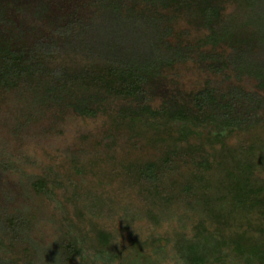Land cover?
<instances>
[{"label": "trees", "instance_id": "obj_1", "mask_svg": "<svg viewBox=\"0 0 264 264\" xmlns=\"http://www.w3.org/2000/svg\"><path fill=\"white\" fill-rule=\"evenodd\" d=\"M187 65L206 76L201 87L183 89L179 69ZM4 107L17 130L68 113L103 118L107 169L97 165V156L82 165L73 161L79 176L96 172L91 188L28 179L13 191L0 177V223L10 233V247H17L0 255L2 264H31L29 244L48 240L35 227L46 223L76 230L55 243L60 264H116L154 252L163 264H180L166 250L169 233L158 230L174 220L173 230L184 231L196 196L219 233L236 224L223 217L226 200L232 212L255 221L247 219L238 225L240 235L229 241L222 236L213 249L231 248L264 263V242L251 245L245 236L264 238V0H0ZM118 146L124 154L112 155ZM221 171L224 185L214 181ZM170 173L172 196L163 186ZM103 181L111 193L99 192ZM113 184L132 197L118 210ZM19 185L42 217L20 216ZM149 196L157 198L156 208ZM117 213L118 232L97 223ZM137 220L156 232L140 241L131 234ZM208 229L202 221L194 226L201 235ZM125 234L128 243L120 246ZM204 248L184 247L183 264L222 263ZM134 249L138 254L129 252Z\"/></svg>", "mask_w": 264, "mask_h": 264}, {"label": "rangeland", "instance_id": "obj_2", "mask_svg": "<svg viewBox=\"0 0 264 264\" xmlns=\"http://www.w3.org/2000/svg\"><path fill=\"white\" fill-rule=\"evenodd\" d=\"M179 74H181L180 82L184 90L197 89L201 87L206 76L196 69L190 66H184L179 69ZM247 87L251 88V83H246ZM5 109L0 110V177L1 182L5 187L11 188L13 191L16 189L20 181H25L30 179L32 182H36L38 179H44L52 185V183L62 184L63 187H67L70 183L80 182L84 187H90L93 183L97 181V177L90 172L79 176L74 170V160H77L78 165H82L85 162L90 163V159L96 158L100 159L97 163L101 168L107 169L104 165L105 159V145L107 141L105 140L106 124L105 120L101 117L96 119H87L78 117L72 113L64 115L60 120H43L42 123L31 126L23 130H17L15 123L13 121L10 111ZM115 151L112 155H122L124 150L122 148L115 147ZM103 159V160H101ZM96 161V159L94 160ZM98 161V160H97ZM92 163V162H91ZM10 164L5 170L4 166ZM103 168V169H104ZM109 168V167H108ZM175 174H168L164 180V188L166 192L170 195H176V189L170 188L171 183L174 181ZM225 172L221 171L215 175V182L222 185L225 183ZM108 182H102V188L99 192L105 193L112 192V185H107ZM114 186V184H113ZM113 192V197L116 202L117 210L118 208L126 205L132 197L129 198L127 192L115 189ZM18 189V213L20 216H26L34 213L37 217L43 216V210L33 203H29L25 200V194L22 190V186L19 185ZM103 190V191H102ZM63 189H56V193L61 195ZM109 194V193H108ZM197 195H200V191H196ZM31 195L37 201V199H43L45 207L48 211H52L54 205L49 202L45 197L31 191ZM149 203L157 206L159 203L157 198L147 197ZM194 205V212L192 214L193 221L187 223V227L184 231H174L176 227V222L173 220L171 222L164 223L158 230V233L164 234L169 233L168 241L169 244L166 250L169 251L171 258L183 264L185 261V251L184 247L190 244H197L199 246H204L205 250L210 252V258H218L222 261L221 264H261L255 258L250 256L248 253H243L242 255H237L231 250V248H220L213 249V244L216 241L221 240V237H225L228 241L236 238V235H240L242 230H239L238 225H245V221L250 219L251 224L255 221L246 214V212H232L229 201L226 200L220 206L222 213H224V218L235 219L236 224L230 231L225 230L224 232H218V225L212 223L211 218L205 214L203 206L199 199H191ZM169 209V210H168ZM172 207L167 208L171 211ZM116 211V210H115ZM59 218H64L65 214L59 212ZM119 213L111 215V217H106L104 219H99L97 223L106 228L110 232H118L117 228L119 226ZM185 215H188L186 213ZM202 221V225L208 229V233L198 234L194 230V226ZM68 224V223H67ZM152 226L146 220H137L132 224L131 234H135L140 241H145L149 235H152ZM36 234L40 236L47 237L48 240L43 242L30 243L31 264H60V252L57 249L55 243L61 236L68 235L72 236L76 233V230L71 226H63L61 224H41L36 226ZM170 230V231H169ZM221 234V235H220ZM128 235V236H127ZM125 234L123 237H118V242L120 246H124L128 243L127 237L129 234ZM247 238L251 239L250 244L253 243L262 244L264 238L258 233L248 232L245 235ZM0 255L8 254L10 252H15L17 247L13 246V242L10 233L4 228L0 223ZM211 248V249H210ZM248 249V248H247ZM136 252V249L129 251ZM213 251V252H212ZM155 253V254H154ZM149 256L141 255L138 260L132 261L122 257L116 264H163V259L159 253L154 252ZM138 254V253H137ZM135 254V255H137ZM0 264L1 261H0ZM164 264H172V262H167ZM264 264V263H263Z\"/></svg>", "mask_w": 264, "mask_h": 264}]
</instances>
